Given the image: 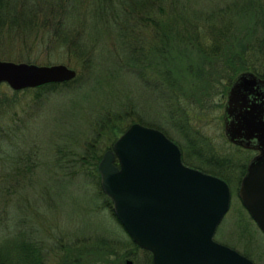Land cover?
I'll return each mask as SVG.
<instances>
[{"label": "rangeland", "instance_id": "obj_1", "mask_svg": "<svg viewBox=\"0 0 264 264\" xmlns=\"http://www.w3.org/2000/svg\"><path fill=\"white\" fill-rule=\"evenodd\" d=\"M198 2H202L200 6H210L215 2L211 5L218 9L223 6L218 0ZM214 25L222 24L218 19ZM242 25L243 22H239L238 28L230 38L232 41L230 46L233 45L231 55L234 56H241L239 41L242 38ZM96 34L99 37L106 35ZM150 34L153 35L152 32ZM150 34L146 36L147 40L142 39L144 46L145 40L147 45L152 42L153 37ZM13 40L0 42V60L40 66L65 65L77 72L76 78L79 80L72 84L76 87L65 88L63 93L58 92L55 95L39 93L38 88L19 91L17 95L8 84H2L0 98L6 100V105L3 108L4 112L2 110L0 114V140L6 144L7 153L11 151L17 155L25 149H36L38 155H42L43 159L39 157L38 159L43 163L56 158L57 149L64 147L69 155L63 166H67L74 163L72 153L81 154L101 130L97 122H102L106 113L100 112L96 115L97 109H94L96 103L109 102L110 105H117L121 100H131V105L137 106L143 113L140 116L132 114L133 121L161 126L170 139L182 146L185 165L197 169L199 167L201 171L207 173L213 168L207 163V158H211L212 161L216 158L219 160L229 158L230 161L238 162L243 157L240 153L244 151L234 146L225 132V107L229 91L223 95L222 93L226 90L227 81L220 80V85L216 87L210 81V77L213 80L217 78L211 72L216 71V74L219 72L218 78L222 77L219 70L221 63L206 59V56L198 51L193 40L186 45L179 40L176 43L174 40L172 46L174 43L175 46L171 51L168 47L165 49V46L162 50L165 53L168 49L166 54L168 68L173 73L170 84L176 91V94H171L170 101L175 103L174 109L181 115L178 119L188 120V131L200 156L197 155L198 152L193 154L188 149L190 146L188 139L178 129L172 127L169 110L163 102L169 87L166 85L165 92V85L158 81L159 75L165 79L167 73L161 65L162 70L155 68V73L149 74V83H145L147 79L138 82L128 78L124 84L120 76L117 79L110 78L107 72L110 70H105V67L97 71L98 79L95 83L94 78L90 77H87L89 81L85 79L79 83L83 78V72L70 51L60 50L56 48L57 46H48L45 43L31 46ZM107 44L111 46L110 43ZM154 49L152 47V51H155ZM150 55H154L158 65L156 56L161 58L162 56L153 53ZM87 72L88 67L85 75ZM90 82L92 86H89ZM159 87L163 92L158 91ZM176 95L181 98L178 100ZM201 101L205 104L202 107ZM134 107H130L132 113L135 111ZM108 131L109 127L107 134ZM255 155L256 153L251 152L250 159L242 158L241 165L247 166ZM85 162L87 172L76 171L68 165L66 169L53 168L51 170L53 177L47 175L46 171L41 173L37 168L34 175L30 176L31 179L38 178L40 181V175L48 179L52 177L59 181V186L48 189L40 183L38 188L29 194L14 192L13 198L3 200V203H6L2 208L4 221L8 225L14 223L21 226L23 233L28 234L36 230L45 264H128V262L134 264V257L128 254L132 251L129 240L131 237L117 221L112 213V207L106 206V198L100 194L99 173L94 167L87 165L89 160ZM241 171L242 169L237 170L234 176L231 174L229 176L231 205L217 229L215 240L243 255L248 254L256 264H264V233L239 197L240 179L243 178ZM8 172L6 170V175ZM82 172L85 173L81 174ZM72 176L75 177L70 185L65 183L61 186L60 181L64 183ZM239 225H250L249 231H244L243 226Z\"/></svg>", "mask_w": 264, "mask_h": 264}, {"label": "trees", "instance_id": "obj_2", "mask_svg": "<svg viewBox=\"0 0 264 264\" xmlns=\"http://www.w3.org/2000/svg\"><path fill=\"white\" fill-rule=\"evenodd\" d=\"M198 1L0 0V42H9L14 39L13 41L17 40L20 44L27 43L31 46H38L40 43H45L48 46H57L56 48L60 50L70 51L83 72V78L79 83L85 79L88 80L87 77L94 78L95 83L98 79L97 71L103 70V67L105 70H110L107 71L110 78L117 79L120 76L124 84L128 78L138 82L147 79L145 83H149V74L155 73V68L162 70L161 65L167 73L165 79L159 75L160 80L158 81L165 85V92L166 85L167 88L169 87L163 102L169 110L172 127L178 129L188 139L190 145L188 149L193 154H197L196 145L188 131V120L178 119L181 115L174 109L175 103L170 101L171 94H176V91L171 88L173 73L168 68V59L166 58L168 49L171 51L175 46V43L172 46V42L175 40L177 43L179 40L186 45L187 42L193 40L198 51L204 54L206 59L221 63L219 70H221L222 77L218 78L219 72L216 74L214 71L211 74L213 73L217 78L213 80L210 77V81L214 87L220 85V80L227 81L228 85L222 95L229 91L237 77L243 73H253L258 77H264V0H218L223 5L220 9L211 5L215 2H212L210 7L200 6L202 2ZM218 19L221 26L214 25ZM52 21L53 23H51ZM239 22H243L241 26L242 38L239 41L241 56H234L231 55L233 45L230 46L232 43L230 38L238 28ZM96 33L106 34L108 37L106 35L99 37ZM149 34L153 39L150 45L149 43L147 45L146 36L148 37ZM144 38L146 39L145 46L142 42ZM107 43H110L111 46ZM164 46L165 49L168 47L165 53L162 50ZM152 47L155 48V51H152ZM152 53L162 56V58L156 56L158 65L154 55H150ZM87 67L88 72L85 75ZM78 80L79 78H76L72 82L44 85L39 87L38 91L46 94L53 93V95L58 92L60 94L65 88L76 87L72 84ZM89 86H92L91 82ZM158 91L163 92L160 87ZM19 93L15 92L17 95ZM176 98L179 100L181 97L176 95ZM108 103H96L94 107L95 110L97 109L96 115L100 112L106 113L105 119L100 123L97 122L101 130L98 131L95 140L88 145L87 149L80 152L81 154L72 153L74 163L68 165H71L76 171L87 172L85 161L89 160L87 165L94 167L95 171L99 173L98 165L104 153L111 150L116 140L131 124L135 123L132 114L137 116L143 114L137 106L131 105V100H121L117 105ZM5 105L6 100L0 98V114L2 110L4 112ZM204 105L202 103L201 107ZM130 107L135 108L133 113ZM111 108L112 110H110ZM141 123L159 129L168 136L167 132L158 124L147 125L143 121ZM92 125L94 124L92 123ZM92 125L90 124V126ZM5 146L6 144L0 140V264H45L36 230L27 234L23 233L21 226L5 223L2 208L6 203H3V200L13 198L16 191L29 194L33 192V189L38 188L40 183L48 189L58 187L59 181L52 178L51 170L58 167L68 168L69 166H63V163L68 159L69 154L64 147H59L56 158L41 163L38 157L40 159L43 157L38 155L36 149H25L16 155L11 151L7 153ZM180 148L183 151L182 146ZM250 153V151L242 152L240 155L243 156V159L248 160ZM197 155L200 156V152ZM242 158L238 162L230 161L229 158L220 160L216 158L217 160L213 161L211 158H207V163L213 167L207 173L230 183V174L234 176L237 170L242 169L241 174L245 175L247 166L246 164L241 165ZM37 168L41 173L46 171V174L52 177L48 179V177L40 175V181L38 178L37 180L31 179L30 176L34 175ZM198 169L201 168L198 167ZM6 170L9 171L7 175ZM74 177L66 179L64 183L60 181L61 186H64L65 183L70 185ZM98 179L100 194L105 196V204L112 207L114 214L112 201L102 190L100 174ZM241 180L242 178L240 183ZM9 204L12 205V203ZM117 221L119 222L118 219ZM239 226H243L244 231H249L250 225ZM129 240L132 251L128 254L134 257V264H153L152 253L139 248L131 238ZM110 254L113 255V253ZM244 255L249 257L248 254Z\"/></svg>", "mask_w": 264, "mask_h": 264}, {"label": "water", "instance_id": "obj_3", "mask_svg": "<svg viewBox=\"0 0 264 264\" xmlns=\"http://www.w3.org/2000/svg\"><path fill=\"white\" fill-rule=\"evenodd\" d=\"M76 77L65 65L0 60V86L7 83L14 91ZM225 117L231 143L260 151L248 164L239 197L264 233V80L239 75ZM98 171L114 214L134 243L152 253L153 264H256L215 240L231 205L228 182L185 165L179 145L161 130L132 124L104 154Z\"/></svg>", "mask_w": 264, "mask_h": 264}, {"label": "flooded vegetation", "instance_id": "obj_4", "mask_svg": "<svg viewBox=\"0 0 264 264\" xmlns=\"http://www.w3.org/2000/svg\"><path fill=\"white\" fill-rule=\"evenodd\" d=\"M259 79L262 81V80H264V78L263 77H259ZM226 108V107H225ZM225 120H226V117H225ZM233 144V143H232ZM234 146H236L237 148H239L241 151H244V152H248V151H250V152H253V153H256V155L255 156H257L258 154H260V151L259 150H257L256 148H247V147H244V146H240V145H236V144H233ZM182 159H183V152H182ZM252 160V159H251ZM183 161H184V159H183ZM249 164V163H248ZM248 164H247V167H248ZM247 167H246V171H247ZM196 168V167H195ZM197 169V168H196ZM199 170H201V169H199ZM245 174H246V172H245ZM245 176V175H244Z\"/></svg>", "mask_w": 264, "mask_h": 264}]
</instances>
